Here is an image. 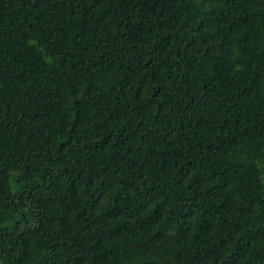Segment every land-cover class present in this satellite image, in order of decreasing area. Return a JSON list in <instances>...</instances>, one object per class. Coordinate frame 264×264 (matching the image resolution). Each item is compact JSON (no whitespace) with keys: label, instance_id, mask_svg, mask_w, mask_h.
Segmentation results:
<instances>
[{"label":"trees","instance_id":"1","mask_svg":"<svg viewBox=\"0 0 264 264\" xmlns=\"http://www.w3.org/2000/svg\"><path fill=\"white\" fill-rule=\"evenodd\" d=\"M0 264H264V0H0Z\"/></svg>","mask_w":264,"mask_h":264},{"label":"rangeland","instance_id":"2","mask_svg":"<svg viewBox=\"0 0 264 264\" xmlns=\"http://www.w3.org/2000/svg\"><path fill=\"white\" fill-rule=\"evenodd\" d=\"M36 225L35 219L30 216L29 218H26L24 221L21 223V231L25 232L29 230L30 228H33Z\"/></svg>","mask_w":264,"mask_h":264}]
</instances>
